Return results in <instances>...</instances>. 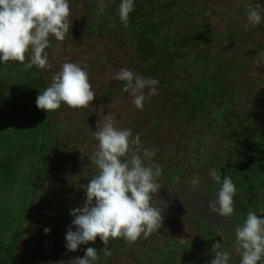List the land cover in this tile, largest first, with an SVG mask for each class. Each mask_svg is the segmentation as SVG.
<instances>
[{
    "label": "rangeland",
    "instance_id": "374dc122",
    "mask_svg": "<svg viewBox=\"0 0 264 264\" xmlns=\"http://www.w3.org/2000/svg\"><path fill=\"white\" fill-rule=\"evenodd\" d=\"M166 1L168 0H157V3ZM203 1L208 11L200 17L193 10V24L197 26L201 21L204 22L208 25L210 34L207 36L208 39L205 37L191 49V52L193 54L203 52L208 58H213L217 64L221 63V60L227 62L230 59L238 64H247L238 71L237 75L243 77L245 81L235 78L239 82L234 85L244 88L245 83L250 87L249 95L238 93V97H243L245 100L244 104H238V108L239 111H245L243 114L240 113L241 121L243 117L253 116L252 128L258 135L254 138L257 143L251 142V137L245 138L246 142L248 141V144H252L251 147L255 148V150L246 148L247 152L254 157H258L259 154L256 152H259L264 160V12L261 13L262 22L259 25L253 26L247 21L249 5L255 6L259 3L264 7V0ZM108 2L109 0H103L104 8ZM100 3L101 0H69V20L72 22L70 33L64 41H57L53 36L49 37L50 46L45 52L51 67L39 69L33 66L36 73L41 76L43 89L51 84L53 74L58 72L65 62L86 68L96 98L88 108L71 109L61 105L58 110L49 113L55 128L50 130L51 136L45 149L44 164L39 162L34 166V172L37 173L36 195L24 212L26 215L21 226L12 227L10 221L0 230V250L7 249L10 252L12 257L10 264H69L70 261L83 257L88 247L95 248L99 253V259L94 264H150L147 261H153V264H186L187 261L195 264H210L212 244L220 242V250L229 253V264H240V254L235 248L236 225H230V233L224 231L227 220L213 213L209 208V204L215 201L212 192L203 193L204 196L200 193L196 208L198 211H205L206 216L196 224H191L189 217L184 216L186 211L179 202L199 195V189L207 187L214 181L209 175L210 169H215L217 172L221 169L223 171L221 180H223L226 175L224 169L227 170L228 164H232L227 149L235 147L228 146L227 142L230 138H234L235 127L227 131L222 130L223 132L218 131L219 136L213 129H208V132L212 131L208 134L206 129L195 126L189 129L180 122L172 125L167 120L164 126L155 130L153 134L147 131L151 124L147 109L156 104V101L161 102V97L156 96L160 91L157 90V94L153 96L148 95L146 89V99L141 110L132 103L133 97L130 93L122 90L123 85L116 90L112 89L116 83L113 79L115 73L121 68L131 70L130 62L127 60L131 51L130 45H120L121 36L117 33L89 32L87 23L97 22ZM193 3L194 0H183L182 4L193 9ZM154 7L156 3L151 9ZM180 26L181 24H176L173 28L177 29ZM214 35H218L219 41L212 40ZM28 55L30 52L26 53L25 62H28ZM3 77L12 91H20L16 87L22 81L19 73L7 69L4 62H0V80ZM9 77H12V80H8ZM179 77L188 86L190 77L181 73ZM122 83L124 82L121 81ZM109 113L118 128L131 129L134 136L138 134L143 147L158 149L152 158V163L159 164L162 168L163 176L158 182L163 188L160 189L157 197H153L151 203L153 207L162 206L168 217L163 214L161 229L153 232L148 238H144L141 234L135 242L126 241L122 237L110 239L108 245L112 253L110 256H105L102 252L104 244L99 237L95 243L80 245L77 251L70 252L66 248L65 241L66 232L73 219L70 209L82 206L85 202L82 186L86 185L97 171L95 165L90 163V157L98 144L93 132L97 122L102 125L105 116ZM22 120V125L27 127L30 117L24 116ZM246 142H242L241 145L246 147ZM159 144L164 146L163 151L158 148ZM243 147H238V153H241ZM29 154V151L25 153V157L29 158ZM195 175L199 176V184L193 187L190 181ZM241 175L243 172H240ZM176 177L180 178L179 181ZM239 178H232L234 185ZM244 188V186L237 188V191L240 202L249 208L244 202L246 199ZM192 206L190 204L186 206L187 211H192ZM254 213L264 218V201L257 202ZM247 214H239L237 218L244 221ZM232 217L236 219L234 215ZM211 221L212 233L206 230ZM45 228L50 229L48 234H45ZM203 233L205 237L211 238L212 242H204ZM193 237H198L195 240L198 246L188 251L185 258L181 260L176 258V248L169 245L172 242L180 245L179 240L183 239L185 242ZM145 243L148 245L145 246ZM168 246L170 248H167ZM165 247L167 251L163 253L166 254L164 257L161 256L160 249H166ZM170 256L174 259H169ZM259 264H264V261Z\"/></svg>",
    "mask_w": 264,
    "mask_h": 264
},
{
    "label": "trees",
    "instance_id": "16d2710c",
    "mask_svg": "<svg viewBox=\"0 0 264 264\" xmlns=\"http://www.w3.org/2000/svg\"><path fill=\"white\" fill-rule=\"evenodd\" d=\"M120 2L121 0H109L103 13L98 15L97 22L87 23L88 29L89 32L99 34L117 33L121 36V46L130 45L131 53L127 60L130 62L131 70L159 81L157 90L160 93L156 96L161 97V102L156 101V104L147 109L151 123L147 131L153 134L155 130L161 129L167 120L172 125L180 122L189 129L193 126L206 129V132L213 129L219 136L218 131H227L235 127L234 138L227 142L228 146L235 147L227 149L232 164L229 163L227 170L224 171L231 179L240 178L235 185L236 193L233 198L235 210L232 216L234 215L236 219L232 216L221 217L227 220L224 231L228 234L231 232V224L238 226L244 222L237 218L239 214L254 212L257 202L264 201V160L259 152H256L259 154L258 157L247 152L248 148L251 150L255 148L245 139L251 137V142L257 143L254 138L258 135L252 128L253 116L243 117L241 121L240 113L243 114L245 111H239L238 108V104H244L245 101L243 97H238V93L249 95L250 87L245 83L244 88L234 85L239 82L235 80L236 77L240 81H245L243 77L237 75L247 64H238L233 59L227 62L221 60V63L217 64L203 52L195 54L191 52L193 47L205 37L208 39L207 36L210 34L208 25L204 22L201 21L197 26L193 24V10L200 17L208 11L203 0H194L193 9L184 6L183 0H168L161 4H158L157 0H134L135 10L129 15L127 27L119 19ZM154 3L156 7L151 9ZM176 24H181L180 28L174 29L173 26ZM212 38L219 41L218 35ZM125 49L129 50L127 47ZM4 64L7 69L14 73L18 72L22 81L16 86L20 91L15 92L6 84L4 77L0 80V230L10 221L12 227L22 225L26 215L24 212L36 195L37 173L34 172V166L39 162L44 164L45 149L51 136L50 130L55 128L50 112L36 107V98L43 89L41 76L33 67L25 70L24 65L18 61ZM179 73L190 77L188 86L183 83ZM9 78L8 80H12V77ZM123 84L116 80L112 89L116 90ZM20 116L30 117L27 127L22 125L23 117ZM211 132L209 130L208 134ZM242 142H246V147L241 145ZM240 146L243 148L241 153H238ZM158 148L164 150L161 144ZM28 151L29 158H26L25 153ZM220 172L222 176L221 169L218 173ZM240 172H243L241 175L243 178ZM242 186L245 187L244 202L249 208H246L239 199L237 188ZM220 188L221 184L213 181L207 187L199 189V195L179 201L186 211L184 216L189 217L191 224H196L206 216L205 211H198L196 208L200 193L204 196L203 193L212 192L213 198L216 199ZM187 204L193 205L192 211H187ZM163 212L165 217H168V213ZM210 227H213L212 221L206 229L212 233ZM204 233L203 241L212 242ZM196 238L198 237L181 242L180 245L172 242L169 246L176 248V258L181 260L187 256L188 251L195 249L198 246ZM147 245L148 243H145V246ZM169 246L167 248H170ZM167 248L160 249L161 256H166L163 253ZM11 259L7 249L0 250V264H10ZM169 259L174 258L170 256ZM164 260L166 261V258ZM147 262L153 264V261ZM186 264L195 263L187 261Z\"/></svg>",
    "mask_w": 264,
    "mask_h": 264
},
{
    "label": "clouds",
    "instance_id": "9594fccd",
    "mask_svg": "<svg viewBox=\"0 0 264 264\" xmlns=\"http://www.w3.org/2000/svg\"><path fill=\"white\" fill-rule=\"evenodd\" d=\"M99 8L102 14L103 0ZM134 10V0H121L118 15L125 27ZM262 12L264 7L259 3L249 5L248 23L259 25ZM69 17V0H0V62L18 61L25 70L33 66L39 69L51 67L45 52L50 46L49 37L64 41L72 27ZM29 52L26 63V53ZM113 79L124 82L122 90L130 93L137 109H143L146 89L148 95L157 94V79L139 75L127 68H121ZM95 98L86 68L65 62L53 74L51 84L40 90L36 107L47 113L58 110L61 105L82 109L92 105ZM93 136L98 144L90 163L95 165L97 171L82 186L85 192L83 205L70 209L73 219L65 241L68 251L75 252L80 245L95 243L99 237L104 244L102 252L110 256V239L122 237L135 242L141 234L148 238L162 227L164 209L153 207L151 203L163 188L158 182L162 168L152 163L158 149L143 147L139 135L134 136L131 129L118 128L110 113L105 116L102 125L97 122ZM209 175L221 184L217 198L209 204L210 210L221 217H231L235 210L233 198L236 193L231 176L225 175L221 180V172L215 169H210ZM179 179L176 177L177 181ZM190 183L193 187L198 185L199 176L195 175ZM44 231L48 234L50 229L45 228ZM234 231L240 264L264 261V218L249 212L243 224L236 226ZM179 241L183 242V239ZM220 249V242L212 244L210 264H229V253ZM98 259L97 250L88 247L83 257L69 264H94Z\"/></svg>",
    "mask_w": 264,
    "mask_h": 264
}]
</instances>
